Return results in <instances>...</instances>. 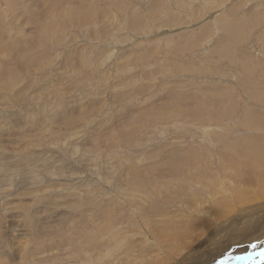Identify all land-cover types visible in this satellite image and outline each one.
I'll list each match as a JSON object with an SVG mask.
<instances>
[{
	"label": "rangeland",
	"instance_id": "rangeland-1",
	"mask_svg": "<svg viewBox=\"0 0 264 264\" xmlns=\"http://www.w3.org/2000/svg\"><path fill=\"white\" fill-rule=\"evenodd\" d=\"M262 120L264 0H0V264L264 263Z\"/></svg>",
	"mask_w": 264,
	"mask_h": 264
},
{
	"label": "bare ground",
	"instance_id": "bare-ground-1",
	"mask_svg": "<svg viewBox=\"0 0 264 264\" xmlns=\"http://www.w3.org/2000/svg\"><path fill=\"white\" fill-rule=\"evenodd\" d=\"M261 121V120H260ZM262 121H264V120H262ZM264 123V122H263ZM264 126V125H263ZM155 174V173H154ZM98 198V197H97ZM89 210V209H88ZM106 210V209H105ZM112 211V210H111ZM235 211L236 210H233V211H231V212H234L235 213ZM255 211V210H254ZM91 212V211H90ZM106 212H108V210L106 211ZM108 213H110V212H108ZM159 213V212H158ZM173 213V212H172ZM260 213V212H259ZM261 213H263V212H261ZM100 214V213H99ZM106 214V213H105ZM111 215H113L112 213H110ZM109 214V215H110ZM124 214V213H123ZM218 214V218H221L223 215H225V212H218L217 213ZM217 214H216V216H217ZM249 214H252V213H249ZM95 215H97V214H95ZM94 215V216H95ZM108 215V216H109ZM262 216H263V214H261ZM261 215H260V217H261ZM89 216V215H88ZM104 216V215H103ZM102 216V217H103ZM107 216V215H106ZM245 216V215H244ZM247 216V215H246ZM73 217V216H72ZM76 217V216H75ZM92 217V216H91ZM101 217V216H100ZM105 217V216H104ZM113 217V216H112ZM117 217V216H116ZM99 218V217H98ZM98 218H97V220H98ZM106 218V217H105ZM241 218V217H240ZM78 219V218H77ZM93 219H94V217H93ZM100 219V218H99ZM101 219H103V218H101ZM100 219V220H101ZM107 219H109L108 217H107ZM118 219V218H117ZM256 219H258V217L256 218ZM95 220V219H94ZM96 220V221H97ZM110 220V219H109ZM113 220V219H112ZM238 220V219H237ZM250 219H245L244 221H249ZM262 220H263V218H262ZM73 221V220H72ZM87 221H88V219H87ZM91 221H93V220H91ZM239 221V220H238ZM241 221V220H240ZM252 221V220H251ZM90 222V221H89ZM111 222V221H110ZM109 222V223H110ZM233 222V221H232ZM78 223V222H77ZM88 223V222H87ZM259 222H257V223H255L256 225L258 224ZM262 223V222H261ZM264 223V222H263ZM91 224V223H90ZM89 224V225H90ZM94 224V223H93ZM260 224V223H259ZM71 225V224H70ZM95 225V224H94ZM105 225H107L106 223H105ZM249 225V224H248ZM252 225V224H251ZM255 225V226H256ZM98 227L100 226V230L102 229L101 228V226H104V225H97ZM111 225H109V227H110ZM159 226V225H158ZM157 226V227H158ZM204 226V225H203ZM233 226V225H232ZM242 226V225H241ZM95 227H96V225H95ZM95 227H94V229H95ZM108 227V228H109ZM155 227V226H154ZM205 227V226H204ZM252 227H253V225H252ZM72 228V227H71ZM149 228V227H148ZM189 228V227H188ZM239 228V226L237 227V232L236 233H233L232 232V234H231V236H230V239H231V242L230 243H228V244H225V243H223V242H221V243H219V239H216V240H214V239H212V241L210 242V244L212 245H214L213 247H214V253H216V255H218V257H220L221 255H226V256H231V257H234V256H238V255H240V253H242V252H244V251H246L247 252V254H246V256L248 255H255V257L256 256H260V253H261V251H259L258 249L260 248V250H264V245H262L261 246V244H258V243H256V235L254 236V235H246V234H244L243 232H242V230H245L247 227H243V229H238ZM249 228V227H248ZM260 228H262L261 230H260V232H257V233H259V235H260V237H264V224H260V225H258V229H260ZM94 229H93V231H94ZM97 229V228H96ZM147 229V228H146ZM154 229H156V228H154ZM256 229V228H255ZM81 230V229H80ZM79 230V231H80ZM105 230V229H104ZM164 230V229H163ZM207 230V229H206ZM221 230V229H220ZM250 230H251V228H250ZM79 231H78V233H79ZM92 231V230H91ZM96 231V230H95ZM101 231H103V229L101 230ZM108 231V230H107ZM153 231V230H152ZM159 231V230H158ZM236 231V229L234 230V232ZM81 232V231H80ZM98 232V231H97ZM97 232H96V234H95V236L97 235ZM106 232V231H105ZM149 232H151V231H149ZM191 232V231H190ZM194 232V231H193ZM210 232V231H209ZM248 232V231H247ZM90 233V232H89ZM88 233V234H89ZM99 233V232H98ZM159 233H162L161 231L159 232ZM159 233H157L158 235H161V234H159ZM76 234V233H75ZM103 234V233H102ZM163 234V233H162ZM165 234V233H164ZM206 234V233H205ZM211 234H213V233H211ZM90 235V234H89ZM198 235V234H197ZM201 235V234H200ZM91 236V235H90ZM90 236H89V238H90ZM92 236H94V234H93V232H92ZM157 236V235H156ZM162 236V235H161ZM229 236V235H228ZM160 237V236H159ZM200 237V236H199ZM97 238V237H96ZM108 238H111V237H108ZM113 238V237H112ZM158 238V237H157ZM209 239L208 240H210L212 237H208ZM93 239V238H92ZM102 239V238H101ZM170 239V238H169ZM169 239H167L166 238V240H161V241H163V242H166L167 240H169ZM207 239V238H206ZM227 239V238H226ZM110 240V239H109ZM155 240V239H154ZM170 240H174V238H172V239H170ZM194 240L196 241V240H198V238L197 239H195L194 238ZM202 240V239H201ZM111 241V240H110ZM250 241H253V242H255V244H256V248L255 249H251L249 246H248V242H250ZM93 242V241H92ZM96 242H98V241H96ZM101 242V241H100ZM108 242V241H107ZM183 242V241H182ZM229 242V241H228ZM90 243V242H89ZM162 243V242H161ZM93 244V243H92ZM103 243H101V245H102ZM200 244V243H199ZM235 244H238V245H241V248H238L237 246H233V245H235ZM95 245V244H94ZM108 245V244H107ZM162 245V244H161ZM173 245H175V243L173 244ZM209 245V244H208ZM210 245V246H211ZM221 245H224V247L223 246H221ZM93 246V245H92ZM103 246V245H102ZM165 246H170L168 249L170 250V251H172V250H174L173 249V247H176L177 245H175V246H171V245H167L166 243H165ZM201 246V245H200ZM158 247V246H157ZM212 247V246H211ZM234 247V248H233ZM96 248V247H95ZM94 248V249H95ZM118 248V250H119V248L120 247H117ZM201 248V247H200ZM200 248H198V250H196V251H193V252H191L190 254H189V258H191L190 260H192L191 262H189V263H193V264H204L203 262H200L201 261V259H203L202 258V256L204 255H202L201 253V251H203V250H201L200 251ZM203 248V247H202ZM210 250V252H211V249L212 248H209ZM234 249V251H236V249H238V251L236 252V255H233L232 254V250ZM150 250V249H149ZM206 249H204V251H205ZM94 251V250H93ZM96 251V250H95ZM111 251H113V250H111ZM152 251V250H151ZM203 251V252H204ZM207 251V250H206ZM119 252V251H118ZM208 252V251H207ZM210 252H208V253H210ZM111 255H112V253H110ZM126 254H128V253H126ZM125 254V255H126ZM130 254V253H129ZM207 254V253H206ZM107 255V254H106ZM147 255H150V254H147ZM163 255V254H162ZM185 255V254H184ZM198 256V255H200V257H199V262L198 261H196V256ZM262 255V254H261ZM108 256H110L109 254H108ZM107 256V257H108ZM127 257H128V255H126ZM136 255H134V257H135ZM138 256V255H137ZM174 256H175V254H174ZM173 255H172V257H174ZM178 256V255H177ZM193 256H195V257H193ZM133 257V258H134ZM151 257H153V256H151ZM179 257V256H178ZM193 257V258H192ZM206 257V256H205ZM217 257V256H216ZM261 257V256H260ZM106 258V257H105ZM104 258V259H105ZM110 258H111V256H110ZM128 258H130V257H128ZM128 258H126V259H128ZM136 258V257H135ZM138 258H140V256H138ZM138 258H137V260H138ZM149 258V257H148ZM155 258V257H154ZM252 258V257H251ZM142 259V258H141ZM178 259V258H177ZM243 259H244V257H243ZM256 259V258H255ZM131 260V259H130ZM134 260V259H133ZM144 260V259H143ZM142 260V261H143ZM149 260V259H148ZM155 260V259H154ZM173 260H175V259H173ZM188 260V259H187ZM216 259H214V261H215ZM219 260V259H218ZM183 261V260H182ZM213 261V262H214ZM259 260H257V262H258ZM132 262V261H131ZM134 262V261H133ZM151 262V261H150ZM150 262H149V264H150ZM188 262V261H187ZM209 262V264H211V262L212 261H208ZM215 262H217V261H215ZM222 262V261H221ZM128 263V262H127ZM130 263V262H129ZM181 263V262H180ZM259 263H261V262H259ZM131 264V263H130ZM133 264V263H132ZM135 264V263H134ZM137 264H139V262L137 263ZM143 264V263H142ZM145 264V263H144ZM162 264V263H161ZM216 264H218V263H216ZM262 264H264V263H262Z\"/></svg>",
	"mask_w": 264,
	"mask_h": 264
}]
</instances>
